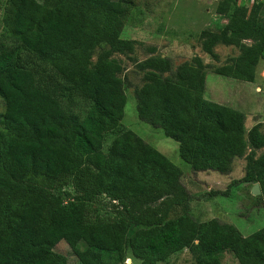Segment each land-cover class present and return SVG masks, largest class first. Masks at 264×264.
Segmentation results:
<instances>
[{
    "label": "trees",
    "instance_id": "1",
    "mask_svg": "<svg viewBox=\"0 0 264 264\" xmlns=\"http://www.w3.org/2000/svg\"><path fill=\"white\" fill-rule=\"evenodd\" d=\"M135 1H5L0 264H67L54 251L61 241L81 264H123L127 253L140 264H159L185 249L197 264H222L224 252L239 264H264V228L243 237L219 219L199 222L176 214L191 200L183 172L121 124L125 85L113 56L133 51L121 32ZM260 12L262 4H236L221 32H201V48L214 59L219 44L242 50L216 75L254 81L264 54ZM147 66L145 83L134 94L138 118L175 141L193 172L229 174L234 160L251 148L239 182L259 184L257 199L264 205V155L255 157L264 148L260 124L246 133L240 114L205 99L199 57L178 65L174 77L162 75L170 70L167 58H153ZM100 197L118 222L90 219V204Z\"/></svg>",
    "mask_w": 264,
    "mask_h": 264
},
{
    "label": "rangeland",
    "instance_id": "2",
    "mask_svg": "<svg viewBox=\"0 0 264 264\" xmlns=\"http://www.w3.org/2000/svg\"><path fill=\"white\" fill-rule=\"evenodd\" d=\"M6 0H0L1 17ZM42 3L44 0H37ZM242 5L236 0H136L121 32V38L133 42L131 53L114 54L120 61L123 71L119 77L124 81L126 104L121 124L139 136L144 142L153 146L166 156L183 172L182 183L189 192L191 200L187 210L179 208L176 214H191L199 222L219 219L232 224L243 237H248L264 228V205L251 194L252 183L242 182L245 176L247 155L234 160L231 172L220 175L216 172H193L178 154V144L167 138L161 129L141 121L136 110L135 90L141 88L144 75L150 70L147 62L153 58H167L170 70L162 75L174 77L178 65L191 62L199 57L206 74L205 99L213 104L224 106L240 114L244 119L247 133L252 126L260 124L264 133V54L259 59L254 72L253 82H244L220 77L215 71L223 66L233 64L242 55L236 46L217 45L213 52L217 59L203 52L201 32L219 33L227 25L233 8ZM259 19H264L260 12ZM250 46L251 41L244 40ZM97 49L92 62L95 63ZM4 112V102L0 97V120ZM111 138H107V145ZM264 155V148L255 151V157ZM234 182H238L233 185ZM232 184V185H231ZM73 194V188H65ZM159 204L157 202L155 205ZM90 219H106L118 222L109 201L100 197L90 204ZM54 251L66 258L67 264H81L69 246L61 241ZM222 264H239L231 252L221 256ZM123 264H140L127 253ZM159 264H197L196 257L187 249L172 255L166 262Z\"/></svg>",
    "mask_w": 264,
    "mask_h": 264
},
{
    "label": "built area",
    "instance_id": "3",
    "mask_svg": "<svg viewBox=\"0 0 264 264\" xmlns=\"http://www.w3.org/2000/svg\"><path fill=\"white\" fill-rule=\"evenodd\" d=\"M243 1V4H246L248 6H252L254 4H262L264 5V0H241Z\"/></svg>",
    "mask_w": 264,
    "mask_h": 264
},
{
    "label": "water",
    "instance_id": "4",
    "mask_svg": "<svg viewBox=\"0 0 264 264\" xmlns=\"http://www.w3.org/2000/svg\"><path fill=\"white\" fill-rule=\"evenodd\" d=\"M251 194L253 196H259L261 194L260 187L258 184H254L251 188Z\"/></svg>",
    "mask_w": 264,
    "mask_h": 264
},
{
    "label": "crops",
    "instance_id": "5",
    "mask_svg": "<svg viewBox=\"0 0 264 264\" xmlns=\"http://www.w3.org/2000/svg\"><path fill=\"white\" fill-rule=\"evenodd\" d=\"M258 185H259V184H258ZM259 187H260V186H259ZM260 192H261V190H260ZM260 195H261V194H260ZM260 195H259V196H260Z\"/></svg>",
    "mask_w": 264,
    "mask_h": 264
}]
</instances>
